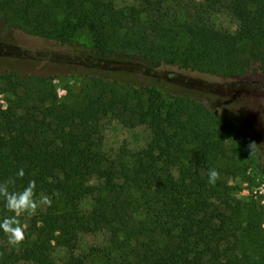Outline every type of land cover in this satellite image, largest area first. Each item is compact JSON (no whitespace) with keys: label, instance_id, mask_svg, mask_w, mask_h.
I'll list each match as a JSON object with an SVG mask.
<instances>
[{"label":"trees","instance_id":"16d2710c","mask_svg":"<svg viewBox=\"0 0 264 264\" xmlns=\"http://www.w3.org/2000/svg\"><path fill=\"white\" fill-rule=\"evenodd\" d=\"M132 1L27 0L16 10L0 0L10 27L61 46L86 30L91 44L73 46L70 58L119 67L85 71L79 106L43 77L0 76L12 95L0 107V183L22 191L34 180L35 199L51 201L17 216V245L0 231V264H264V216L253 202L232 204L228 185L261 164L253 137L204 103L164 92L155 77L140 86L117 77L125 68L263 81L264 0ZM217 15L234 31L219 28ZM113 122L141 129L143 144L105 148ZM12 215L0 197V220Z\"/></svg>","mask_w":264,"mask_h":264},{"label":"rangeland","instance_id":"374dc122","mask_svg":"<svg viewBox=\"0 0 264 264\" xmlns=\"http://www.w3.org/2000/svg\"><path fill=\"white\" fill-rule=\"evenodd\" d=\"M27 0H13L16 10L24 6ZM118 7L132 4V0H115ZM200 2L201 0H196ZM145 2H137L143 5ZM8 11L0 12V76L9 73L39 76L47 79L53 92L60 101L70 105L82 104L88 81L85 71L107 75L115 68L99 64L89 59L70 58L77 49L73 46L91 44V37L86 30H80L72 38V46L56 45L53 42L30 37L20 29L10 27L6 18ZM11 15V14H10ZM219 28L234 31V22L224 15L214 17ZM117 77L135 85H148L160 80L164 92L180 94L198 100L214 112L226 116L240 125L257 143L261 155V164L249 165L245 175L228 181L230 201L243 206L253 202V206L264 216V80L251 84H238L232 80L182 70H155L151 73L138 69L121 68ZM157 77V78H156ZM52 78V79H48ZM10 86L0 79V107L5 109L7 101L12 99ZM141 129L128 131L113 122L104 134L105 148L116 149L124 145L133 150L143 144ZM93 242L84 240V247Z\"/></svg>","mask_w":264,"mask_h":264},{"label":"clouds","instance_id":"9594fccd","mask_svg":"<svg viewBox=\"0 0 264 264\" xmlns=\"http://www.w3.org/2000/svg\"><path fill=\"white\" fill-rule=\"evenodd\" d=\"M255 146V143L249 145L251 155L253 154ZM16 175L22 179L24 177V170L20 169ZM218 178L219 173L214 168L210 169L208 172V183L214 185ZM9 183H14V181L0 183V197H3L7 210L14 213V215L0 220V231H3L7 235L8 243L15 246L24 238L23 228L17 216L21 213L33 215L38 206H50L51 201L47 196L41 197L39 201L35 199L36 183L34 180L30 181L22 191H10Z\"/></svg>","mask_w":264,"mask_h":264}]
</instances>
